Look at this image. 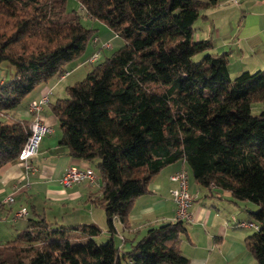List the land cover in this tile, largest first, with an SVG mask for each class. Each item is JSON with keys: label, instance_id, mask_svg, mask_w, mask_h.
I'll return each instance as SVG.
<instances>
[{"label": "trees", "instance_id": "1", "mask_svg": "<svg viewBox=\"0 0 264 264\" xmlns=\"http://www.w3.org/2000/svg\"><path fill=\"white\" fill-rule=\"evenodd\" d=\"M67 1L0 0V64L15 70L0 87V168L18 161L32 123L3 116L66 73L96 39L81 13L105 25L123 45L47 105L58 146L73 159L99 161L89 201L104 211L109 238L97 244L94 224L30 218L0 246V264H188L180 253L186 222L177 219L149 229L128 252L113 243L114 221L127 225L150 180L176 163L185 165L188 188L191 179L255 206L257 230L244 247L264 264V110L252 114L264 103V71L230 79L227 53L211 54L209 42L195 40L194 23L218 0H73L72 11Z\"/></svg>", "mask_w": 264, "mask_h": 264}, {"label": "crops", "instance_id": "2", "mask_svg": "<svg viewBox=\"0 0 264 264\" xmlns=\"http://www.w3.org/2000/svg\"><path fill=\"white\" fill-rule=\"evenodd\" d=\"M229 2L234 4L232 25L234 42L229 36L222 34L218 25L215 27L213 25L211 42L207 41L211 44V50H214L216 55L228 49L226 53L229 52L227 54L230 55L231 52L230 57L234 54L236 76L242 72L264 71V0H229ZM221 4L222 1L218 0L215 7L204 10L206 17L203 18L202 23L205 29L210 28L209 16L212 15L210 12ZM226 26L228 28L230 24ZM110 34L113 33L110 31L101 36L95 35L96 39L92 41L93 51L87 48L78 59L67 65L66 73L37 86L23 100L19 108L13 110L9 116L3 117L32 122L34 116L27 112L31 101L38 100L47 92H49L48 104L63 99L67 87L85 77V72H81L84 64L90 63L88 60L95 52L102 53L99 43L117 38ZM195 36L196 40H201V35L195 33ZM202 40L205 41L206 38ZM214 42H217V45ZM230 47L234 48V51ZM111 48L112 46L109 50ZM7 82L0 79V87ZM259 105H261L260 110H264V103ZM38 118L52 132L41 139L44 141V146L38 148L36 156L31 160V169L27 170L18 161L0 168V219L6 221V224H0V237L5 238L7 242L19 234L20 227L24 231L27 220L18 227H13L12 223L16 224L18 220L28 218V206H30L35 218L43 217L58 226L94 224L101 233L106 234L105 237L108 239L105 217L100 212L103 210L89 201L90 194L97 192L98 188L93 190L92 185L87 183L70 188H64L60 184V179L66 170L91 169L90 163L71 158L64 148L58 146L60 131L49 105L42 109ZM57 131L59 136L56 135ZM184 168V164L176 163L161 170L150 180L149 193L133 203L127 225H123L118 220L114 221L113 243L121 254L128 252L132 245L145 237L149 229L176 221L175 205L169 193L175 184L171 182L170 177ZM189 192L195 199L189 210L191 220L184 224L186 233L182 236L180 244V253L188 260V264H255L252 255L244 247V239L253 234L249 232L252 228L235 227L231 221L233 217L241 222H252L249 213L255 210V206L248 202L235 203L228 192L215 188L211 190L201 188L191 179H189ZM8 197L13 198L12 203H5ZM22 208L28 211L24 217L18 216ZM239 212L242 214L238 216ZM64 216H67V219H64ZM10 219L12 221L8 222ZM115 238L119 241L118 246Z\"/></svg>", "mask_w": 264, "mask_h": 264}, {"label": "rangeland", "instance_id": "3", "mask_svg": "<svg viewBox=\"0 0 264 264\" xmlns=\"http://www.w3.org/2000/svg\"><path fill=\"white\" fill-rule=\"evenodd\" d=\"M220 1H222V4L219 7L215 8L214 10H212L210 12V14H212V15L209 16V23H210V28L209 29H205L204 28V25L202 23V21H203V18L202 17L199 18L194 23V25H193V27L195 29V33L201 35V37H200L201 40L206 38L205 41L211 42L210 35H211V32H212V26L214 25L213 27H215V25H218V27L222 30V34L229 36L230 39L234 42V37H233V35H234L233 34L234 27L232 26L234 24V4L230 3L229 0H220ZM66 8H67L68 11L79 10V5L75 1H73V0H68L67 1V4H66ZM202 14L204 15V13H202ZM81 15H82V17H81V23H82V25L84 27L88 28V29H95L96 30L94 32L95 35L98 34V36H101L102 34H104L106 32H110V30L105 25H103V24H101L99 22H95V21L93 22V21H91L83 13H81ZM204 17H206V16H204ZM227 24H230V27L227 28V26H226ZM111 36H114V34H112ZM194 38L196 40L197 37L195 36ZM107 43H110V45L112 46V48L110 50L109 49H104L102 51V53H99L98 54V57L96 59L97 61H95L94 64L85 63L84 64V67L81 68V72H83V73L85 72V75H86L96 65H98L99 63H101L105 59V57H109L113 52H115L116 50H118L123 45L121 39H119V38L114 39L113 38V39H111V41L99 43V47L101 48V46H103L104 44H107ZM214 44L217 45V42H214ZM87 48L90 49L91 51H93V42L89 43L88 46H87ZM230 48L232 49V51H234V48H232V47H230ZM226 51H229V49L228 50H225V51H220L219 52V56H221L224 53H226ZM96 53L97 52H95L94 54H96ZM210 53L211 54L214 53V55H216L215 52H214V50L213 51L210 50ZM227 53H229V52H227ZM230 55H231V52H230ZM230 55L227 54V57L229 59L228 62L230 63L229 64V67H228V69H229V78L230 79H234L236 77V75H234V54H233L232 57H230ZM200 59H201V56L198 55V56L194 57L193 61L194 62H199ZM88 62H89V60H88ZM77 72L75 73V76L77 75ZM14 77H15V70H14V68L9 63H7V62L1 63L0 64V79L5 80V81H10ZM63 97L65 98L66 95H64ZM260 106L261 105L257 104V105H254L252 107V114L253 115H257L259 113ZM56 135L59 136V131H57ZM40 146L41 147L44 146V141H42V140L40 141L38 148ZM98 163H99V161L97 159H94V160H92L90 162V167H91V170L94 172V174L99 178V170H98V167H97V164ZM86 183L87 182H83V183H79V184L87 185L88 183L87 184ZM79 184H77V185H79ZM97 186H98V184L92 185V189L93 190H96L98 188ZM171 190H170L169 193H171ZM170 199H171V197H170ZM171 201H172V199H171ZM248 204H250V203H248ZM28 209H29V216H28V218H25V219L20 220V221L18 220V222H16V224H14V222L13 223L11 222L12 225H13V227H18V225L20 226L24 222V220L26 222L27 219L35 218L33 216V213L31 212L30 206H28ZM100 212H102V214L105 217V214L103 213L104 211H100ZM240 214H242V212L241 213L239 212L238 213V216ZM232 218H231V220H232ZM48 219H50V218H48ZM64 219H67V216H64ZM234 219H236V218H234ZM10 221H12V219L8 220V222H10ZM0 224H6V221L3 220V219H0ZM21 231H23V228L20 227V230H19L18 233H21ZM249 232L254 233L255 230L249 229ZM105 236H106V234L100 233L98 236L95 237V242L97 244L105 243L107 241V239H106ZM116 238H115V240H116V246H118V242L119 241ZM5 241H6L5 238H1L0 237V246H2ZM123 264H126V263H123Z\"/></svg>", "mask_w": 264, "mask_h": 264}, {"label": "built area", "instance_id": "4", "mask_svg": "<svg viewBox=\"0 0 264 264\" xmlns=\"http://www.w3.org/2000/svg\"><path fill=\"white\" fill-rule=\"evenodd\" d=\"M110 43L104 44L101 48H110ZM99 52L94 54L89 62L93 63L96 61ZM49 92L41 96L38 100L31 101L28 105L27 112L34 116L31 127L30 136L22 147V150L18 156V162L22 163L24 167L29 170L31 169V160L36 156L39 143L41 139L52 132V130L43 124V122L38 118V114L48 103ZM97 176L94 172L89 169H78L70 168L66 170L64 175L60 179V184L64 188H70L79 183L87 182L90 185L97 184ZM171 182L175 184V187L171 190L170 197L175 205V215L178 221L189 222L191 220L190 207L194 202V195L189 192L188 188V177L185 171L181 170L174 173L170 177ZM13 198L8 197L5 203H12ZM27 215V210L22 208L18 212V216L24 217ZM232 223L236 227L240 228H252L257 230V225L251 222H237L232 218Z\"/></svg>", "mask_w": 264, "mask_h": 264}]
</instances>
